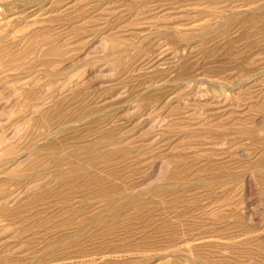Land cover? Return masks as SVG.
I'll list each match as a JSON object with an SVG mask.
<instances>
[{"label":"rangeland","instance_id":"1","mask_svg":"<svg viewBox=\"0 0 264 264\" xmlns=\"http://www.w3.org/2000/svg\"><path fill=\"white\" fill-rule=\"evenodd\" d=\"M0 264H264V0H0Z\"/></svg>","mask_w":264,"mask_h":264},{"label":"bare ground","instance_id":"2","mask_svg":"<svg viewBox=\"0 0 264 264\" xmlns=\"http://www.w3.org/2000/svg\"><path fill=\"white\" fill-rule=\"evenodd\" d=\"M52 123V122H51ZM249 182V181H248Z\"/></svg>","mask_w":264,"mask_h":264}]
</instances>
